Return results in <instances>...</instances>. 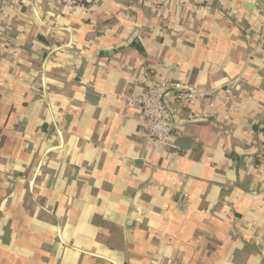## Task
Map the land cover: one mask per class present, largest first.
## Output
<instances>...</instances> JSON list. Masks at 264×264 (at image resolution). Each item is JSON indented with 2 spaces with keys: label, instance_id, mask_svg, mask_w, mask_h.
<instances>
[{
  "label": "crops",
  "instance_id": "obj_1",
  "mask_svg": "<svg viewBox=\"0 0 264 264\" xmlns=\"http://www.w3.org/2000/svg\"><path fill=\"white\" fill-rule=\"evenodd\" d=\"M78 1L0 0V264H264V0Z\"/></svg>",
  "mask_w": 264,
  "mask_h": 264
},
{
  "label": "built area",
  "instance_id": "obj_2",
  "mask_svg": "<svg viewBox=\"0 0 264 264\" xmlns=\"http://www.w3.org/2000/svg\"><path fill=\"white\" fill-rule=\"evenodd\" d=\"M58 2L69 7L80 5L78 0H58ZM83 2L91 4L94 0H83ZM167 94L184 104L195 97L196 91L180 82L165 80L148 82L140 95H127L126 103L127 106L137 107L139 110L138 121L143 127L145 142L158 143L174 149L173 143L178 136V128L173 124L165 104Z\"/></svg>",
  "mask_w": 264,
  "mask_h": 264
},
{
  "label": "water",
  "instance_id": "obj_3",
  "mask_svg": "<svg viewBox=\"0 0 264 264\" xmlns=\"http://www.w3.org/2000/svg\"><path fill=\"white\" fill-rule=\"evenodd\" d=\"M126 47H127V44L125 43L121 45L120 47L116 48L115 50L108 51V52L105 51V52L100 53V55L104 57L112 56L113 54L117 52L123 51ZM192 144H193L192 139L186 136L176 138L173 143L174 147L179 150H189Z\"/></svg>",
  "mask_w": 264,
  "mask_h": 264
}]
</instances>
